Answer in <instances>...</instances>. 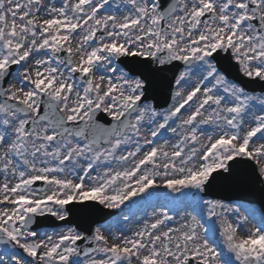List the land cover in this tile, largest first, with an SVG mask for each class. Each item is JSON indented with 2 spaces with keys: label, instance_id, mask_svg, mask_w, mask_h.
I'll use <instances>...</instances> for the list:
<instances>
[{
  "label": "rangeland",
  "instance_id": "rangeland-1",
  "mask_svg": "<svg viewBox=\"0 0 264 264\" xmlns=\"http://www.w3.org/2000/svg\"><path fill=\"white\" fill-rule=\"evenodd\" d=\"M102 1L0 0V76L17 67L6 96L30 113L5 114L0 103V231L14 243H0V264H222L218 244L230 264H245L251 254L241 244L264 238L260 220L248 215L247 238L236 237L239 221L231 209L214 224L205 223L213 201L191 199L233 158L253 160L264 177V95L244 93L208 59L211 52L229 50L245 77L264 81V41L245 21L252 17L245 0H179L169 33H160L156 0H110L96 10ZM255 4L264 24V0ZM204 13H213V22L198 26ZM97 31L105 34L98 42ZM163 51L172 61L193 57L194 65L179 75L169 108L142 105L123 139L96 149L72 137L55 141L47 124L27 133L40 93L57 101L68 122L87 124L94 109L119 119L141 98L143 83L117 61L152 59ZM62 52L71 67L54 57ZM75 71L88 75L86 84L74 80ZM200 116L203 123H195ZM41 180L47 190L34 191L33 183ZM87 199L108 209L119 210L128 200L134 205L96 230L99 243L89 259H70L81 238L73 228L23 229L29 214L65 219V205ZM51 203L60 210L53 211ZM232 211L244 218L241 210ZM249 249L253 255L262 250Z\"/></svg>",
  "mask_w": 264,
  "mask_h": 264
},
{
  "label": "water",
  "instance_id": "water-1",
  "mask_svg": "<svg viewBox=\"0 0 264 264\" xmlns=\"http://www.w3.org/2000/svg\"><path fill=\"white\" fill-rule=\"evenodd\" d=\"M175 6L176 1L174 0H161V9L163 13L162 30H164L166 23L171 20V17L175 12ZM257 28L260 29V26H257ZM161 59L163 62H166L164 57ZM214 60L228 78L239 83L248 92L264 93V83L245 80L240 74L238 66L232 64L229 54H227L226 57H221V55L218 54L214 57ZM132 61L136 63V65H140V67L132 65V67H127V69L132 75L140 77L146 83L144 88L145 96L143 100L138 103V106L143 102L151 101L158 110L167 108L170 103L175 80L180 70L189 66L190 63H186L185 65L175 63L170 67L158 69L153 68L152 62L150 61L138 59ZM12 72V70L6 72L3 81L0 82V98L5 102L7 108L12 109L13 111H20L18 105L4 99V89ZM138 106L136 105L134 109L129 111L122 121H111L105 116L100 115L97 120V127H94L95 129H92L91 132H86L84 137H82V132L77 133L74 129L73 131L75 134L77 133L76 135L78 137L86 139L90 144L93 143L95 146H99L100 144L106 145L109 143L110 138L114 136L118 128L120 129L119 136L122 137L129 127L130 116L135 112ZM48 111L54 113L53 120L56 122L52 123V127L59 130L61 132L59 138H63L72 126L66 125L59 113L55 112L54 103H44L40 113L41 117L37 122L44 120ZM20 112H24V110H21ZM198 120L201 119L199 118ZM100 140H102V142ZM261 185L262 180L254 165L245 160H235L229 164L228 173L224 174L219 172L213 176L210 183L205 187L204 196L222 201H254L264 205V187ZM36 187L39 190H44L45 185L38 183L35 185V188ZM85 206H70L68 208L70 219L60 223L54 221L52 217L48 216L42 218L31 216L29 219L36 222V225H34L32 229L39 230L42 228H56L64 225L75 226L78 231L85 234V238L77 244V247L80 249L79 256H82L85 251H88L89 254H91L95 248V240L92 237V230L100 223L110 219V216H104L102 211L96 206H91L90 208Z\"/></svg>",
  "mask_w": 264,
  "mask_h": 264
},
{
  "label": "flooded vegetation",
  "instance_id": "flooded-vegetation-1",
  "mask_svg": "<svg viewBox=\"0 0 264 264\" xmlns=\"http://www.w3.org/2000/svg\"><path fill=\"white\" fill-rule=\"evenodd\" d=\"M233 208H237V209L241 210L243 212L244 218H242L239 213H235L234 211H232ZM248 208H250L251 211ZM255 208L256 207H254L253 205H247V204H245V205L244 204H235V203L230 204V205H228V204H222V205H220V208H219V211H218V219L221 220L222 215L224 214V210L225 209H229V212H230V209H231V218L234 217L235 218L234 219L235 221H239V222L234 223V226H233V229L236 227L234 229V234L236 235V237H239L240 236L241 238L242 237L243 238L244 237L247 238V236H244V230L250 227L248 215L257 224H259V220H260V224H261V226H262L263 229L262 228H259V230L262 229L261 232L264 234V213L260 209L256 208L257 209L256 212L259 215V217L256 218L255 217L256 214L253 211ZM248 210L250 212H248ZM244 212H248V213H244ZM249 213H252V214L250 215ZM225 232H226V229L223 226H221L220 228L218 227V233H220L221 241H224V240L226 241V238H225L226 234H225ZM259 241H260L259 244H256V242H254L255 245H253L252 243H250V241H246V243L243 241V243L241 244L242 245V248H244L248 253L251 254V255H246L245 256V261H244L245 264H264V238H262ZM254 246L257 247V248H261L262 249L261 251L259 249H257L258 255H253L250 252L249 247L250 248H254ZM219 251H222V250L219 249Z\"/></svg>",
  "mask_w": 264,
  "mask_h": 264
}]
</instances>
